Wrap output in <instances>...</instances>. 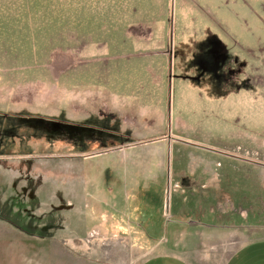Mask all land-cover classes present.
I'll return each mask as SVG.
<instances>
[{
  "label": "rangeland",
  "instance_id": "obj_1",
  "mask_svg": "<svg viewBox=\"0 0 264 264\" xmlns=\"http://www.w3.org/2000/svg\"><path fill=\"white\" fill-rule=\"evenodd\" d=\"M228 20L258 44L238 62ZM179 42L221 52L181 76L197 96L173 123ZM134 146L145 169L124 176ZM0 222L45 238L0 264H225L264 239V0H0Z\"/></svg>",
  "mask_w": 264,
  "mask_h": 264
},
{
  "label": "crops",
  "instance_id": "obj_2",
  "mask_svg": "<svg viewBox=\"0 0 264 264\" xmlns=\"http://www.w3.org/2000/svg\"><path fill=\"white\" fill-rule=\"evenodd\" d=\"M252 10L254 12H256L253 8H252ZM252 10H249L248 14L252 17L253 16L256 17L255 13ZM230 13L232 14V16L235 15V13L232 10H230ZM245 16H247V15H245ZM228 18H231V17H228ZM227 22H223L225 24L224 27L226 28V30L230 31V33L234 36V39L237 41L232 40V38L230 37L228 44L226 42L220 43L219 48L225 54V56H226V50H228V53L231 54L230 59L233 58L234 60L235 59L237 60V58L241 59V57H236L234 55L237 54L239 56L241 54V52H239V49H244L246 47L252 48V49L257 48V46H258L257 40L254 39L255 40L254 43H251L250 41L246 42V40L241 41L240 36L242 38L243 33H241L239 36V34H237L235 29H234V25H233L234 22L232 20H228ZM239 23H241V21ZM235 24H236V21H235ZM249 29H251V28H249ZM247 32H249V31L246 29V33ZM253 32L254 31L252 30V33ZM255 33H256V31L254 32V36L256 37ZM244 36L246 38L245 33H244ZM124 45H126V43H124ZM174 45H175V43H174ZM194 45L197 46V43L194 44L193 42H191L189 44H185L183 42H179V46H180L179 48L181 49V51L179 48L176 47L175 49H178V52L174 53V55L172 57L173 68H176L178 70L177 72H179L178 74H176L174 72V69H173V72L175 73L174 75L176 77L170 76V79H169V88L170 87L172 88V95H174L173 96L174 98L172 100V107H171V120L173 123L181 122L180 121L181 119L178 116V114H179V112L177 111L178 108L175 109L176 107H178L175 105V100H176L175 97L182 96L181 94L185 93V94H183V96H185V98L187 100H189V104H187V102H186L185 105H187V108H191L194 106V102L192 101V99H189V98H191V97L193 98V96H197L196 94H193V91H196V90H193L195 88L196 84L189 79L184 80L183 78H181V76H185V77L191 76L192 73L195 72L194 66L198 63H204L205 64V61H208V60L216 61L217 54L221 52L220 50L218 52L215 50H211L209 48V50L207 51L210 55V57H208V60L202 59L201 61H198V63H197L196 58H198L197 56L199 53H193ZM243 53H244V51H243ZM232 55H233V57H232ZM236 62H238V60ZM170 71H171V69H170ZM132 77H133V75L129 74L128 75V81ZM203 77H205V80H202ZM203 77L198 81H201V80L205 81L204 82L205 83L204 88H205L207 94L208 93L213 94V93H215V91L217 92L218 90H220V91L224 92L225 96L230 95L229 89L226 87L225 82H223V85H218V86L214 85V79L215 78L213 76H211V73H209L208 71L206 74L203 75ZM125 80H126V74H124V82H125ZM136 91L139 92L140 90H136ZM126 92L124 90V97H126V98L134 97V95H132L131 92H129V91H126ZM186 92H188V93L186 94ZM140 93H145V90H142ZM199 96H200V98H204L203 90L200 92ZM186 99H184V101ZM131 101H133V100L127 101L124 98V112L126 111L125 108L127 106V103H130ZM141 102L142 101H138V104H141ZM181 103H182V101H180L179 105H182ZM218 108H219L218 110L220 112H222L223 109H220V108H224V106L223 107L219 106ZM135 112H133L132 114H135ZM144 112H146L144 114V116H147L150 113H155L153 111H151L150 113H149V111L148 112L143 111V113ZM222 115H225V112H223ZM125 118L126 117H124V121H125ZM218 121H222V119H220ZM144 159H145L144 155H141L140 153H138L135 146L133 148H131L130 152H127V151L124 152V176L130 175V174L137 175V173H139L140 171H144L145 168L140 167V165H139V161H143ZM128 161L132 162L133 166L125 167V162L128 163ZM151 168H153V167L151 166ZM1 225H3V227L0 228V262H1V252H4L6 244L12 245V243H10V242L17 241L16 240L17 234L25 235L27 240H30V241H33L34 238L37 240H45L44 236L23 230L22 228L15 225L14 223L0 222V226ZM48 240H50V239H48ZM7 241H9V243H5ZM36 261L37 260H35L31 263L29 261H27V262H28V264H34ZM140 264H190V263L185 258L180 257V256H176L173 254H156V255H152V256L146 258ZM225 264H264V239L252 240V241H248V242L242 244L235 251V253L230 257V259L226 261Z\"/></svg>",
  "mask_w": 264,
  "mask_h": 264
}]
</instances>
